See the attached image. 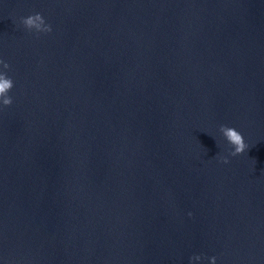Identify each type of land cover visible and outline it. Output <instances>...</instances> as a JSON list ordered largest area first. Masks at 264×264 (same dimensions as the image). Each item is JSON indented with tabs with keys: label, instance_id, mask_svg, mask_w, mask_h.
<instances>
[{
	"label": "water",
	"instance_id": "95a60500",
	"mask_svg": "<svg viewBox=\"0 0 264 264\" xmlns=\"http://www.w3.org/2000/svg\"><path fill=\"white\" fill-rule=\"evenodd\" d=\"M0 58V264H264V0H0Z\"/></svg>",
	"mask_w": 264,
	"mask_h": 264
},
{
	"label": "clouds",
	"instance_id": "9594fccd",
	"mask_svg": "<svg viewBox=\"0 0 264 264\" xmlns=\"http://www.w3.org/2000/svg\"><path fill=\"white\" fill-rule=\"evenodd\" d=\"M20 24L28 32H34L36 34H48L52 31L51 25L47 24L44 17L40 13H35L21 18ZM11 70L10 64L4 59L0 58V110L10 107L13 103L12 97L9 96V92L14 87V81L7 73ZM219 132L226 143L233 149L229 155L232 157L242 155L249 149V146L245 143L243 135L235 128L221 125ZM219 162L228 164L227 157H218ZM191 216V213L188 214ZM201 256L196 255L190 258L191 260L200 261ZM215 257L209 259V264H215Z\"/></svg>",
	"mask_w": 264,
	"mask_h": 264
}]
</instances>
